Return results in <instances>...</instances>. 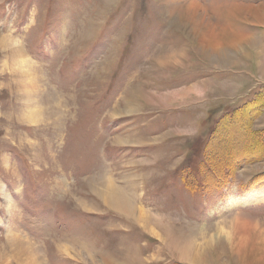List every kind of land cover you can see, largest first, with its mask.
<instances>
[{"label": "rangeland", "instance_id": "obj_1", "mask_svg": "<svg viewBox=\"0 0 264 264\" xmlns=\"http://www.w3.org/2000/svg\"><path fill=\"white\" fill-rule=\"evenodd\" d=\"M170 1L0 0L1 36L40 79L24 93L0 49V264H17L8 226L40 264H264L224 237L237 215L264 239V156L226 179L219 162L218 190L203 165L206 145L259 153L264 103L247 109L264 91V0ZM106 179L153 228L103 203ZM162 233L205 261L179 259Z\"/></svg>", "mask_w": 264, "mask_h": 264}, {"label": "bare ground", "instance_id": "obj_2", "mask_svg": "<svg viewBox=\"0 0 264 264\" xmlns=\"http://www.w3.org/2000/svg\"><path fill=\"white\" fill-rule=\"evenodd\" d=\"M174 1L175 0H173L172 2H174ZM173 9H174V7H173ZM184 12L185 11L183 10L182 13H184ZM186 13H187V11L185 12V14ZM226 14H228V13H226ZM187 15H189V14H187ZM223 15H224V13H223ZM225 17H226V15H225ZM262 17L264 18V16H262ZM194 20H195V18H194ZM221 23H222V21H221ZM220 25H218V26H220ZM7 34L4 35V36H1V34H0V49L7 48L9 51H12V54H13L12 64H13V67L16 70V72L19 73L18 75L20 77L19 80H18V85H19V88L21 90L23 89L22 91L24 93H26L30 89L37 88V83L40 82V79L35 77L34 68H36V67H34L35 65L30 63L29 60L25 59L19 42L16 39H14V38L9 37V35H7ZM228 34H227V37H228ZM231 37H232L233 41H235V42L243 41V39L245 38V37H240V36H231ZM249 39H250V41H252L251 38H249ZM229 58L230 57H228V54H226V53H222L221 54V59H227L228 60ZM25 117H26V119L28 121V116L26 114H25ZM105 182L107 184H105L104 187H101L103 189L97 190V192H96L98 197L103 201V203L105 205H108V206L112 207L115 210H119L122 213H125V215H127L129 217H132L139 224L142 223L144 227L147 226V225L149 226L152 223V222H150L152 219L151 218H150L151 220L148 219V214L146 213V211L142 210L141 207L136 206V204L131 200V198L124 191H122L120 188L114 186L109 179H106ZM250 197H253L254 200H256V199L259 200V198L261 199L262 195L257 194V195L254 196L252 194V195H250ZM232 201H231V203H232ZM239 205H242V204H239ZM13 208H14V206L10 205L9 206V211L12 212ZM228 223H229L228 226H231V229H229V230H231V231H229L231 234L230 233H226L224 237L230 236V238L233 239L232 241L234 242L235 249L238 250L237 252H242L243 253V252H247V249H250L249 251H251V253H252L253 252V248L255 246H257V247H259L260 252H262V256H263V260L261 261V263H264V239H262L263 237L261 238V236L259 234L260 232L256 231L258 226H256L254 223H252V222H250L248 220L243 219L241 216H237V215L233 219H231ZM153 225L151 224L150 226L152 227ZM156 225H158V223H156ZM225 227H224V229H226ZM154 228H155V226H154ZM7 229H9V230H7V232L5 234V237L8 238L7 239L8 241H10L9 245L11 247V257H13L16 260L17 264H40L39 262H37L38 261L37 260L38 259L37 258L38 253H37L36 249L34 248V246L32 244H30V242L27 241L28 239L24 240V239H22L23 237L20 238L18 235H16L17 233L15 234L14 232H12V229L9 226L7 227ZM226 230H228V229H226ZM165 231H169V230H163V233ZM221 232H223V230L220 229V233ZM158 233H159V231H158ZM163 233H162V235H163ZM170 234L171 233H169V235ZM159 235H161V234H159ZM167 235L168 234H166V236ZM163 237H164V235H163ZM259 237L261 238V240H263V243H260V241H258ZM217 239H218V237H217ZM162 240L164 241L165 245H167L168 247H171L173 250L175 249L178 252L177 254H178L179 259L182 258V260L185 259L186 261H189V260L192 261L193 260V262H198V261L203 262V261H205L206 257H204L202 254H196V256H195V255H193L191 253H187L185 248H183L182 245H181L182 242H179L177 240H172V239H169V238H166V237H164ZM180 240H182L183 243H185V241L182 238ZM64 248L65 247L61 248L62 252L65 251ZM61 249H59V250H61ZM235 249H233V250H235ZM2 250H3V248H2ZM2 254H4V252ZM251 258H253V257H251Z\"/></svg>", "mask_w": 264, "mask_h": 264}, {"label": "trees", "instance_id": "obj_3", "mask_svg": "<svg viewBox=\"0 0 264 264\" xmlns=\"http://www.w3.org/2000/svg\"><path fill=\"white\" fill-rule=\"evenodd\" d=\"M255 102L251 105V103L248 104V113H252L253 110H259L258 107H261L264 103V91L262 90V92H259L258 94L255 95V99H253ZM258 105V107H257ZM255 115V114H253ZM228 116H232L230 118L225 117V121H231L234 122L235 120H232L231 118H233L234 116H240L239 111L237 110H233L231 113L228 114ZM225 121L221 122L224 123ZM228 123V122H227ZM227 123H225L223 125V128L225 126H227ZM250 132V129H249ZM216 135L217 139L216 141L218 143H223L224 138L221 137V132H219V130L216 129L212 132ZM252 134V132H250V135ZM254 135L257 136V134L254 133ZM260 145V150H258V154L257 155H252L251 153H247L245 150V153L242 155L239 154H232L229 153L227 154L225 157H220V155L218 154H212L211 151L209 150V145H206L204 152H205V161L203 162V165L208 166L210 169L214 170V176L212 178V184H211V189L213 190H218L222 187H225V185L223 184V182L221 180L222 177L217 175L218 173H220L218 171L219 168V162H223L226 161L224 164H222V169L225 168L227 170V174L225 175V179L226 178H231L234 175V172L232 170H236L238 166L244 165L245 163H255V162H259L260 159H262V157L264 156L263 151H264V137L263 140L261 141V143H258ZM224 148L221 146L220 148V152L224 153L225 151H223ZM205 168V167H204ZM204 168H202L204 170ZM204 184V182H203ZM206 185V184H205ZM208 186V185H207Z\"/></svg>", "mask_w": 264, "mask_h": 264}]
</instances>
